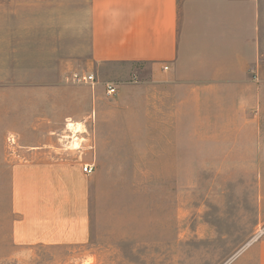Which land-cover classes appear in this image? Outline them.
Masks as SVG:
<instances>
[{"label":"rangeland","instance_id":"1","mask_svg":"<svg viewBox=\"0 0 264 264\" xmlns=\"http://www.w3.org/2000/svg\"><path fill=\"white\" fill-rule=\"evenodd\" d=\"M90 19V0H0V264H258L264 131L232 133L215 145L214 157H197L198 143L190 141L185 172L150 157L148 95L134 78L145 79L148 64L108 70L124 74L113 96L105 94L106 79L98 95L66 79L81 71L96 76ZM68 120L86 130L78 150L62 137ZM58 159L94 162L83 183L88 240L19 242L13 182L20 191L31 183L35 195L37 175L25 184L13 169ZM72 172L63 173L70 195L57 200L60 219L77 212ZM36 230L22 225L18 234Z\"/></svg>","mask_w":264,"mask_h":264},{"label":"crops","instance_id":"2","mask_svg":"<svg viewBox=\"0 0 264 264\" xmlns=\"http://www.w3.org/2000/svg\"><path fill=\"white\" fill-rule=\"evenodd\" d=\"M90 17L94 93L100 92L101 78L116 86L117 95L120 86L114 82L124 74L109 73L114 65H149L145 79L133 75L148 95L150 157H163L166 166L185 172L190 141L198 143L197 157H214L215 145L232 133L264 131V0H90ZM238 123L244 128H232ZM81 161L43 160L13 169L25 184L37 175L35 195L31 183L20 191L13 182L12 206L22 215L14 226L19 242L88 240ZM210 170L215 169H196ZM66 171L76 178L77 212L60 219L57 200L61 193L70 195ZM34 224L35 235L18 234L22 225ZM59 228L64 234L57 236ZM257 247L258 264H264V237Z\"/></svg>","mask_w":264,"mask_h":264},{"label":"built area","instance_id":"3","mask_svg":"<svg viewBox=\"0 0 264 264\" xmlns=\"http://www.w3.org/2000/svg\"><path fill=\"white\" fill-rule=\"evenodd\" d=\"M164 68L166 69L167 67L164 66ZM66 79L67 81L70 80L71 82H74V83L88 84L90 86H93L96 83L95 74L92 72H85V71L72 72L69 76L66 77ZM116 92L117 90L114 84L112 83L105 84V94L107 96L114 95L116 94ZM66 127H67V123H66ZM83 133H86V130H83V132H80V133H76V136H75V138L78 139L80 146H81V141L83 142L85 140V137H81V134ZM7 142L13 145L15 143L14 137L12 136L7 137ZM89 148L93 149V144H90ZM81 162H82V165H81L82 172L87 175L91 174L94 170V162H91V161L89 162L81 161Z\"/></svg>","mask_w":264,"mask_h":264},{"label":"bare ground","instance_id":"4","mask_svg":"<svg viewBox=\"0 0 264 264\" xmlns=\"http://www.w3.org/2000/svg\"><path fill=\"white\" fill-rule=\"evenodd\" d=\"M66 129L68 130V134H64L62 135V137L69 140L68 143L70 144L72 149H78L80 145L78 139L75 138V136L76 133L83 132L81 123L68 120Z\"/></svg>","mask_w":264,"mask_h":264}]
</instances>
